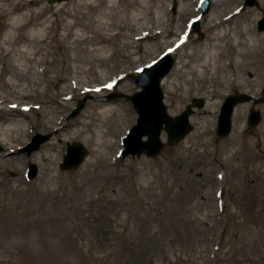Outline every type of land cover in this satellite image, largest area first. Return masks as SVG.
Listing matches in <instances>:
<instances>
[{"label": "rangeland", "instance_id": "374dc122", "mask_svg": "<svg viewBox=\"0 0 264 264\" xmlns=\"http://www.w3.org/2000/svg\"><path fill=\"white\" fill-rule=\"evenodd\" d=\"M52 1L43 0L40 6L72 0ZM79 1L72 2L76 12ZM201 1L152 0L147 10L137 12V19H133L135 10L127 15L125 5L119 3L116 10L107 11L113 16L104 20V41L92 33L89 41L74 45L51 37L35 49L37 61L27 69H36L32 93L37 97L28 102H45L48 109L27 111L26 124L11 134L13 142H7L13 151L0 153V264H254L261 260L254 254L264 241V103L257 106L263 121L249 135L245 130L254 100L236 108L228 138H219L216 129L228 96L245 93L263 98L264 33L258 31V22L264 0H258L260 8L247 7L245 0H210L206 15ZM6 5L0 0L1 7ZM38 7L29 3L24 12ZM102 10L88 17L99 20ZM152 13L161 16L165 25L158 24ZM228 16H233L231 25L242 23L249 30L246 40L255 38L259 45L242 55L237 74L228 64L227 73H212L210 68L204 77L183 79L177 67L188 60L194 44L207 39L212 20ZM59 20L52 31L62 33ZM194 20L200 22L201 33L192 29ZM80 29L84 28L74 31ZM170 30L182 36L171 38ZM6 33L0 36V53ZM147 33L154 37L137 39ZM240 42H245L242 35ZM171 50L176 63L162 86L169 114L179 115L196 98L205 102V108L191 118L193 132L179 144L167 145L157 158L120 161L122 139L138 119L131 101L140 91L138 73ZM0 60L1 72L5 62ZM62 76L71 83L55 86L52 80ZM93 86L102 90L84 93ZM0 94L5 95L1 89ZM79 101L86 106L71 118ZM102 108L114 111L108 114L100 143L96 120ZM3 127L0 118V130ZM37 134L51 135V140L31 155L23 152ZM163 140L167 142L166 134ZM75 142L88 150L85 163L76 171H62L67 145ZM0 144L4 150L1 134ZM31 163L39 167V175L29 181Z\"/></svg>", "mask_w": 264, "mask_h": 264}, {"label": "bare ground", "instance_id": "6f19581e", "mask_svg": "<svg viewBox=\"0 0 264 264\" xmlns=\"http://www.w3.org/2000/svg\"><path fill=\"white\" fill-rule=\"evenodd\" d=\"M5 1H7L8 5L0 6V10H2L0 11V36L7 30L2 39V53H0V58L5 62V66L0 72V89L5 94H0V118L5 126L0 130L1 140L5 142L4 150L1 153L13 151V148L9 147L10 145L7 142H13L10 139L11 134L15 131L19 132L26 124L28 120L27 111L36 109L40 112L48 109L45 102L38 101L31 105L28 102L31 97H37L32 93V77L36 75V69H27L30 63L37 61L38 53L35 49L39 50L41 45L48 42L51 37L56 40L72 41V45H74L82 41H89L88 39L92 37L88 33H92L93 36L104 41V33L102 31L106 23L104 20L113 16L107 11L116 10L119 3H122L125 5V13L127 12V15L129 10H135L133 19H137L140 16L137 12L147 10V7L152 2V0H119V3L112 0H80L78 3L80 10L76 12L71 9L72 2L76 0L58 6L47 7L40 6L43 4V0ZM29 3L39 5L38 9L33 11L29 9L24 12ZM102 9H105V12L101 13L99 20H93L88 17L89 13L98 14ZM163 11L165 14L167 13L166 8ZM14 14H17V16L13 17ZM152 15L159 21L158 24L165 25L164 20L161 21V16L153 13ZM232 17L228 16L223 20H212L206 31L209 35L207 39L204 42L194 44L191 53L187 56L188 60L181 62V65L176 69L183 79L190 75L204 77L210 68L213 70L212 73L224 74L227 73L226 66L228 64L233 65L232 70L235 74L238 73L242 55L249 53L250 49L256 48L259 45V41L255 38L250 41L246 40L249 30L245 27L243 28L242 23L236 22L231 25L229 22ZM59 18H62L63 22L61 24V27L63 26L62 33L52 31L53 24L58 23L60 21ZM63 18L66 19L64 20ZM81 27L84 29H80L77 32L74 31L76 28ZM143 29L146 30L147 27ZM157 29V34H160L161 28L158 27ZM167 33L171 38H180L182 36V33L173 30ZM240 35L244 36L245 42H240ZM152 37H154V34L147 33L145 36L139 34L137 39L143 40ZM186 43L189 45L192 42L188 40ZM52 63L54 64L55 61ZM69 67L66 64V72H68ZM6 71L9 73L8 77L6 76ZM52 81L57 87L71 83L64 76L57 79L54 78ZM101 90L98 86H93L91 89L86 88L84 93ZM25 106H28V108H25ZM113 111L114 109L111 108H102L99 118L96 120L99 132L97 138L100 143L105 137V133L101 130L108 121V114L113 113ZM2 160L3 154L0 155V162ZM259 246L254 256L256 259L260 257L261 260L254 262V264H264V241L261 240Z\"/></svg>", "mask_w": 264, "mask_h": 264}, {"label": "water", "instance_id": "95a60500", "mask_svg": "<svg viewBox=\"0 0 264 264\" xmlns=\"http://www.w3.org/2000/svg\"><path fill=\"white\" fill-rule=\"evenodd\" d=\"M249 7H259L257 0H246ZM211 2L204 0L202 10L204 14L209 12ZM193 29L200 32V23L195 22ZM259 31L264 32V14L259 22ZM175 65V58L169 52L160 57L156 62L143 68L136 80L140 91L132 96L134 108L138 113V120L123 138L124 149L121 151L119 159L123 161L129 156L133 158L147 156L149 158L158 157L166 143L163 141V133L167 134L168 144L177 145L183 141L192 131L191 116L195 113V108L203 109L205 103L201 99H195L186 110L176 117H172L165 104V94L162 89L164 79L171 73ZM264 94V89H263ZM112 98V97H110ZM251 97L247 94L228 97L220 111L217 126V135L221 138L228 137L233 128V115L237 105L248 102ZM264 99L256 100V104H261ZM86 102L80 101L78 107L72 112L71 118L77 117L85 108ZM262 121L260 110L252 109L249 121L248 131H253ZM51 139V135L37 134L33 141L23 149V151L32 154L39 150L42 145ZM2 147L0 145V152ZM88 156V150L79 142L68 144L66 155H64L61 169L63 171L78 170L85 162ZM39 174V168L35 164H30L28 179L34 180Z\"/></svg>", "mask_w": 264, "mask_h": 264}]
</instances>
